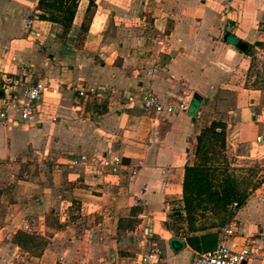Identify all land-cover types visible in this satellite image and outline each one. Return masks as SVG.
<instances>
[{
    "label": "crops",
    "instance_id": "0c3cea01",
    "mask_svg": "<svg viewBox=\"0 0 264 264\" xmlns=\"http://www.w3.org/2000/svg\"><path fill=\"white\" fill-rule=\"evenodd\" d=\"M37 2L0 0V107L5 94L18 97L30 82L87 85L99 96L80 99L70 89L46 95L31 125L0 126V264H131L128 254L148 244L162 251L164 264H193L184 237L164 223L169 206L182 207L196 136L215 121L202 113L225 104L226 94L233 113L242 110L240 143L253 147L245 158L264 167V89L241 88L250 57L234 48L243 42L264 56V0H95L89 20L88 1L79 0L66 37L59 25L37 19ZM142 87L166 104L188 102L187 111L166 117L131 106L127 98ZM82 155L120 157L137 175L71 166ZM135 202L147 239H118L117 222ZM51 212L65 225L39 257L11 243L17 231L45 236ZM233 221L226 244L249 246L244 264H264V182ZM80 223L90 248L55 245Z\"/></svg>",
    "mask_w": 264,
    "mask_h": 264
},
{
    "label": "trees",
    "instance_id": "16d2710c",
    "mask_svg": "<svg viewBox=\"0 0 264 264\" xmlns=\"http://www.w3.org/2000/svg\"><path fill=\"white\" fill-rule=\"evenodd\" d=\"M79 0H38L36 10L37 19L51 24H57L62 28V36L66 37L70 31L72 21ZM88 7L86 20L90 19L95 8V0H87ZM83 30V27H81ZM249 49L245 52L248 55ZM226 124L220 121H212L200 129L196 136L191 164H185L182 181V207L190 234L219 231L234 215L228 210L232 203L242 207L248 197L247 192L238 187L236 179L222 168L224 159ZM141 208L132 205L127 218H121L117 222V231L131 232L139 225L138 215ZM210 212L218 219L219 224L196 228L198 214ZM54 216L51 212L45 219L46 229L48 221ZM55 227L52 234L60 230L61 224L54 220ZM49 237H43L34 233L17 231L11 243L30 257H39L48 246Z\"/></svg>",
    "mask_w": 264,
    "mask_h": 264
},
{
    "label": "built area",
    "instance_id": "2783aa9c",
    "mask_svg": "<svg viewBox=\"0 0 264 264\" xmlns=\"http://www.w3.org/2000/svg\"><path fill=\"white\" fill-rule=\"evenodd\" d=\"M29 21L26 22L28 27ZM231 26L227 25L226 30L230 31ZM148 70L147 74H150ZM66 89L72 90L80 99H89L98 97L99 93L96 89L87 85H76L73 87L67 86L63 83L55 85L49 82H35L28 83L18 97H13L10 93L5 94L1 101L0 107V126L10 123L14 126L22 125L29 126L34 120L37 113V108L46 95H56ZM120 95V94H118ZM130 105L136 103L143 112L148 115L157 116H174L185 112L188 109V102L183 101L176 105L164 103L158 95H156L150 88L142 87L138 94L127 98ZM261 136L256 137L255 142H262ZM92 164L97 166L99 171L108 172L111 175H120L133 180L137 175L136 169L127 170L122 158L117 156H102L100 158L89 159L82 155L78 159H74L71 166L77 167L82 165ZM241 208V207H240ZM237 203H232L228 206V210L235 215L240 209ZM183 216L184 213L180 211ZM236 230L234 221H232L226 228L219 230L218 242L215 251L205 254H194L193 264H244L250 254L249 246H242L235 250L226 244V239ZM186 236H184L185 238ZM183 238V239H184ZM131 264H164V257L162 251L154 246L149 247L145 252L141 253L134 263Z\"/></svg>",
    "mask_w": 264,
    "mask_h": 264
},
{
    "label": "rangeland",
    "instance_id": "374dc122",
    "mask_svg": "<svg viewBox=\"0 0 264 264\" xmlns=\"http://www.w3.org/2000/svg\"><path fill=\"white\" fill-rule=\"evenodd\" d=\"M248 55L250 57L249 65L246 74L240 78V84L241 82H243V87H241L242 85L240 87L243 89L244 88L264 89V56H258V51L252 48L249 49ZM240 94H242L241 91ZM231 96L232 94H226L225 97H223V100L226 102L225 104H222V106L217 108H209L208 111H204V113H202V116L204 115V120H206V123H209L212 118H215V121H220L226 124L225 150L223 152L224 159L221 161L222 168L227 170V173L231 174L236 179V182L238 183V187L242 190H245L248 196H250L252 192L255 189L261 187L262 183L264 182V167L254 159L245 158V157H249V150H251L253 147H251V145L246 142L240 143V137L238 135L239 132L237 129H235V126L237 125L236 123L238 122V120H240V122H245V121H243V115L241 113L242 110H240V115H235L233 111L236 110L230 108L231 107L230 101L232 99ZM241 96H242L241 98L243 99L244 96L243 95ZM205 126H207V124L206 125L204 124V127ZM24 165L32 166V163L27 162V164ZM21 171L24 172L25 170L21 169ZM100 172H102L101 173L102 175L104 173L108 174V172H104V171H100ZM135 204L137 203L135 202L134 205ZM180 206L181 205L169 206L167 211L168 213L167 220L165 221L164 225L166 226L167 229H170L174 233V235L184 237L189 234V231H188V225L185 220V215L182 216L180 212L179 213L176 212L177 210H181ZM140 208L142 210V207ZM77 210H78V205L76 204L73 205V210L71 211L72 215L70 218H72L73 214ZM55 219H57L56 215L50 217L48 221L49 230L45 234V237H49L48 244L50 243V239L53 237L52 230L56 226L54 223ZM232 221L233 219H231L230 222H227L221 229L226 228ZM60 224L61 227L65 225V223H60ZM140 224H141V220L139 219V225ZM204 224H206L205 226L216 225L219 224V221L212 213L202 212L198 214V220L196 222L195 227L198 228ZM75 226L76 227H74V230H72L71 233H68L67 236L65 235L64 237L62 236L57 237L56 241L58 240L61 241H59V244H55V245L58 247L67 246L69 248H77V247L90 248V238L88 237L87 232L85 231L88 227H86L82 223H80L79 228H77V225ZM137 228L138 226L131 232L129 231V232L118 233V239H121L122 235L126 236V240L127 238L129 239L136 238L138 242L147 239L146 234L148 232L147 231L143 232L142 230V228H146V223L143 226H141V228L139 229ZM214 231L217 230L214 229L213 232ZM135 232L136 234L133 235L132 233ZM130 233L132 234L131 236H129ZM149 247L151 246L148 244L145 248L148 249ZM147 249H145L143 252H145ZM140 254H141L140 250L136 249V251L129 253L128 255L131 257L130 258L131 262H133L137 259V257Z\"/></svg>",
    "mask_w": 264,
    "mask_h": 264
},
{
    "label": "water",
    "instance_id": "95a60500",
    "mask_svg": "<svg viewBox=\"0 0 264 264\" xmlns=\"http://www.w3.org/2000/svg\"><path fill=\"white\" fill-rule=\"evenodd\" d=\"M228 38L229 35L225 34L223 40L227 41ZM234 48L242 53H245L248 50V46L239 41L235 42ZM197 99V95H194L193 100L195 101ZM219 233V231H214L199 236H186L183 239L182 247L186 245L190 250L197 254L211 253L216 249Z\"/></svg>",
    "mask_w": 264,
    "mask_h": 264
}]
</instances>
